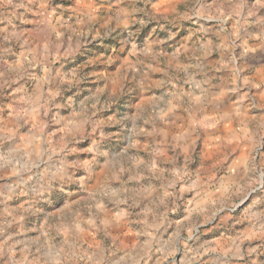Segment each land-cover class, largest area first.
Masks as SVG:
<instances>
[{
  "label": "rangeland",
  "instance_id": "1",
  "mask_svg": "<svg viewBox=\"0 0 264 264\" xmlns=\"http://www.w3.org/2000/svg\"><path fill=\"white\" fill-rule=\"evenodd\" d=\"M0 264H264V0H0Z\"/></svg>",
  "mask_w": 264,
  "mask_h": 264
}]
</instances>
